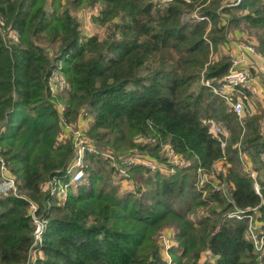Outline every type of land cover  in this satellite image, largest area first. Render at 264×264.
<instances>
[{
  "label": "trees",
  "instance_id": "16d2710c",
  "mask_svg": "<svg viewBox=\"0 0 264 264\" xmlns=\"http://www.w3.org/2000/svg\"><path fill=\"white\" fill-rule=\"evenodd\" d=\"M91 8L103 36L82 33ZM233 29L264 61V0H0V160L17 190L0 194V264H264L248 217L227 216L244 210L264 231V107L247 109L242 89L239 118L205 85L227 73L215 53ZM55 71L68 86L52 93ZM82 117L97 151L58 203L50 188L73 157L60 136ZM34 217L47 223L39 245Z\"/></svg>",
  "mask_w": 264,
  "mask_h": 264
},
{
  "label": "built area",
  "instance_id": "2783aa9c",
  "mask_svg": "<svg viewBox=\"0 0 264 264\" xmlns=\"http://www.w3.org/2000/svg\"><path fill=\"white\" fill-rule=\"evenodd\" d=\"M169 0H162V3H165ZM236 3L238 0H231V2ZM196 20L198 21H208V18L206 16H194ZM230 58V67L227 70V73L225 76L218 82L217 86H213L210 81H205V85L207 87L212 88V90L215 92L216 95H218L220 98L226 101V103L232 108L234 113L241 118L244 114L245 110V103L243 98L245 96L242 95V89L249 91L250 93L253 91V85H255L256 80L255 77L251 74V71L256 69L254 64V59L256 56L259 57V55L256 53L253 45L246 41H239L235 43V45L232 46L231 50L228 51L227 54ZM264 63V61H263ZM57 76H53L50 80V84L52 87V82H54L53 78ZM57 81V80H55ZM58 82V81H57ZM61 89L64 88V85L66 84V81L62 80L61 77ZM235 99V100H233ZM61 110L63 109L62 105L60 106ZM87 120V119H85ZM83 121V119H82ZM84 124L81 123L80 126L77 128H74L75 132L71 130L72 127L68 126L67 131L69 133H64V135L60 136V139H71L72 142V148H73V157L71 158V161L69 163V166L66 169V172L64 176H62L60 179L53 180V185L50 188V193L53 195L58 203H64L66 196H67V189L68 185H76L78 184L84 177V168L86 167L85 164V157L86 154L94 153L96 152V148L94 147V143L90 141L82 133L84 129ZM210 131L213 134L217 133H224L226 134V131L217 127L214 123H210ZM66 134V135H65ZM168 157L175 158L173 155V150L168 147ZM104 158L113 159L111 155H109L108 151L102 152ZM132 158L129 159V158ZM128 160L133 161L134 163H139L137 160H139V155L135 154L134 156H129ZM134 158V159H133ZM241 158L245 157L242 155ZM136 160V161H135ZM1 161V160H0ZM176 161V160H175ZM246 161V160H245ZM153 162V161H152ZM145 165H147L144 162H141ZM176 163L181 164V162L176 161ZM140 164V163H139ZM154 166H151L152 168L156 167L155 163H152ZM252 176H254V173H251ZM208 176L203 175L202 179L199 181V186L203 185V182L208 181ZM207 179V180H206ZM14 180L11 177V172L8 168L5 167L4 163L1 161L0 165V192L1 194H6L10 191H12L14 194L17 193L16 188L14 187ZM255 192L258 193V187L256 184H254ZM34 209V206L32 207ZM246 212L244 210H233L232 212H229L227 214L230 218H237L241 219L243 217H248L249 224L247 228V238H249L254 246V249L258 252L259 257L264 256V231L261 229V223L254 221L252 219L251 215H245ZM34 220V242L35 244L39 245L42 242L43 234L46 230V222L42 219H38L36 217L33 218ZM165 237V236H164ZM163 237V238H164ZM168 242L164 244H168ZM168 247V245L166 246ZM36 250L33 252L32 259H35ZM205 255L203 253L201 257ZM167 259L169 260V257L166 254ZM212 260L214 262V258L212 257ZM206 264V263H205Z\"/></svg>",
  "mask_w": 264,
  "mask_h": 264
},
{
  "label": "rangeland",
  "instance_id": "374dc122",
  "mask_svg": "<svg viewBox=\"0 0 264 264\" xmlns=\"http://www.w3.org/2000/svg\"><path fill=\"white\" fill-rule=\"evenodd\" d=\"M94 13H97V9L91 8V9L82 11L80 16H79V21L81 23V30H82V33H83V35L85 37H88L91 34H98L99 36H103L104 28L102 26L98 25V24L93 23L91 18H90V16L93 15ZM234 31H235V29L230 30L229 34H232V36H233ZM239 32H241L245 36V38H248L246 36L245 32H242V31H239ZM239 37H241V36H239ZM56 65H58V67H61V62H57ZM263 67H264V63L260 64V68L263 69ZM53 76H57V77L53 78L54 82H52V87H51L52 93L63 91V89H61V87H62V85H61L62 84L61 83V77H63V76L59 73V71L53 72ZM55 80H57L58 82L55 81ZM62 80L65 81L64 78H62ZM255 80H256V83H257V92L259 91L258 93H259L261 98H257L256 99L255 97H251L250 96L249 100H251L252 98H255V99H253L255 110L257 108H259V111H260L261 108L264 107V72L262 74L258 73L256 78H255ZM67 86H68V84L66 83L64 85V88H66ZM82 119H83L82 123L85 125L84 128L86 129L91 119H90V117H87V120H85L83 117H82ZM70 127H72L71 130H73V132H75V130L73 128V125H70ZM167 148L168 147H166V150L165 149L163 150V157H168V152H169L168 150L169 149H167ZM135 151H137L136 153L139 154L138 150H135ZM129 159L132 160L131 157ZM147 159L148 158H146L144 156H139V160H137V162H139V163L144 162L147 165L154 166L152 164L153 162H151L150 160H147ZM168 161L173 162L174 164H179V163H176L175 159L170 158V157H168ZM157 165H158V170L161 171L162 173L167 174V173H171V171H172L170 168H168L166 166L167 164L164 163V162L158 163ZM121 173H122V171H121ZM14 187L16 188V183H14ZM119 187H120L121 190L130 191V190L134 189V184L132 183L131 179L130 180H123L122 179L120 181V183H119ZM75 189L76 188H73L72 190H70L71 193L74 192ZM1 193L2 192H0V194ZM168 239H169V237L165 236L163 238L162 244L168 242Z\"/></svg>",
  "mask_w": 264,
  "mask_h": 264
},
{
  "label": "crops",
  "instance_id": "0c3cea01",
  "mask_svg": "<svg viewBox=\"0 0 264 264\" xmlns=\"http://www.w3.org/2000/svg\"><path fill=\"white\" fill-rule=\"evenodd\" d=\"M239 36H241V37H239ZM226 41L227 42L221 44L218 47V50L215 53L216 58H218L219 56H222V55H227L228 51L231 50L232 46L235 45V43H237L239 41H246V42L250 43L251 45H253V43L248 38H245V36L241 32H239V30L238 31L235 30L233 33V36H232V34H228ZM253 62H254L255 67H256V69H254V71H255L254 77L256 78L258 73L262 74L264 72V67H263V69L260 68V64L263 63V59L260 56L259 57L256 56ZM252 90L253 91L251 92V95H250L251 97L254 96L256 99L261 98L259 93H258L259 91L257 92V83H255V85H253ZM249 97H248V99H249ZM255 98H252L251 100H249V103L247 105V109H249L251 112L255 111V106H254V101H253V99H255ZM206 261H208L211 264L213 263L212 257L205 254L202 257H200L198 264H205Z\"/></svg>",
  "mask_w": 264,
  "mask_h": 264
}]
</instances>
